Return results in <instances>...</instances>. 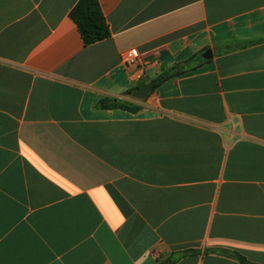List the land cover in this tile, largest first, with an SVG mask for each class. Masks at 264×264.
I'll use <instances>...</instances> for the list:
<instances>
[{
    "label": "crops",
    "instance_id": "0c3cea01",
    "mask_svg": "<svg viewBox=\"0 0 264 264\" xmlns=\"http://www.w3.org/2000/svg\"><path fill=\"white\" fill-rule=\"evenodd\" d=\"M79 1L0 0V264H264V0Z\"/></svg>",
    "mask_w": 264,
    "mask_h": 264
},
{
    "label": "trees",
    "instance_id": "16d2710c",
    "mask_svg": "<svg viewBox=\"0 0 264 264\" xmlns=\"http://www.w3.org/2000/svg\"><path fill=\"white\" fill-rule=\"evenodd\" d=\"M70 18L77 25L85 46L93 45L111 37L109 24L106 21L98 0H80L71 11ZM185 72L187 71H184V64L163 71L152 81L154 89ZM128 94L131 95L132 91ZM99 107L108 110L122 109L135 111L137 109L133 105L123 103L117 99H104L99 102ZM193 253H196V251H185L177 258H174V260H170L167 264H174L179 257ZM236 257L243 264H252L241 255L236 254Z\"/></svg>",
    "mask_w": 264,
    "mask_h": 264
},
{
    "label": "built area",
    "instance_id": "2783aa9c",
    "mask_svg": "<svg viewBox=\"0 0 264 264\" xmlns=\"http://www.w3.org/2000/svg\"><path fill=\"white\" fill-rule=\"evenodd\" d=\"M122 57L126 67H133L135 69L137 79H140L145 74L146 67L141 63V56L136 49L125 52Z\"/></svg>",
    "mask_w": 264,
    "mask_h": 264
},
{
    "label": "water",
    "instance_id": "95a60500",
    "mask_svg": "<svg viewBox=\"0 0 264 264\" xmlns=\"http://www.w3.org/2000/svg\"><path fill=\"white\" fill-rule=\"evenodd\" d=\"M213 57L212 55V51L209 50L207 51L204 55L203 58L204 59H211ZM154 91V86L153 83H148L144 86H142L141 88L137 89L134 93L133 96L137 99H144L146 98L148 95H150L152 92Z\"/></svg>",
    "mask_w": 264,
    "mask_h": 264
}]
</instances>
